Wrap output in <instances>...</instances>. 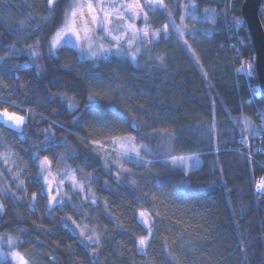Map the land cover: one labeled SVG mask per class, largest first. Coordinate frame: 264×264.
<instances>
[{"label": "trees", "instance_id": "trees-1", "mask_svg": "<svg viewBox=\"0 0 264 264\" xmlns=\"http://www.w3.org/2000/svg\"><path fill=\"white\" fill-rule=\"evenodd\" d=\"M69 1L55 0L50 8L47 0H0V110L27 116L21 132L0 123V155L9 160L0 168V236L18 238L15 249L34 257L31 264H264V196L254 192L264 156L253 151L255 135L264 130L257 111L264 109V97L241 15L243 0H191L197 10L213 11L210 30L196 41L187 38L188 45L161 37L139 64L114 55L82 60L69 47L50 54V38ZM184 1L164 0V8L149 11L147 22L157 29L169 18L178 20ZM259 18L264 29V0ZM235 37L242 60L252 65L248 77L257 104L233 48ZM37 41L40 56L33 58ZM89 82L117 92L98 100L119 114L109 113V127L115 123L118 134L136 135L135 123L140 142L153 152L167 136L175 148L171 155L196 154L198 167L185 175L179 168L128 164L136 186L126 176L115 183L97 147L89 151L93 146L84 142L104 139L96 136L99 129L85 109ZM69 97L82 120L74 121L68 111ZM243 117L259 128L240 151ZM33 152L40 159L55 156L52 167H60L63 157L86 201L75 195L49 210ZM141 209L155 221L144 249L136 244L147 233L136 217ZM81 230L93 241L79 237Z\"/></svg>", "mask_w": 264, "mask_h": 264}, {"label": "snow or ice", "instance_id": "snow-or-ice-1", "mask_svg": "<svg viewBox=\"0 0 264 264\" xmlns=\"http://www.w3.org/2000/svg\"><path fill=\"white\" fill-rule=\"evenodd\" d=\"M55 0H47L49 7L51 8ZM145 7L150 8V10H155L157 8H164V0H144V4L140 3V0H133L128 4L116 3L115 0H107V2L93 3L92 0H88L86 4L84 3H73L70 6V11L64 13V18L61 25L57 28L55 33L51 36L49 41V53L54 54L56 50L62 47H69L76 50L79 54V59L88 60L91 62L99 61L107 58L110 55L122 56L125 51H127L128 56L131 60L135 62L141 52V46L147 47V44L158 43L160 38L167 40L170 38L169 35V25L165 24L162 29H157L156 31H150V26L147 23V13H144ZM185 8H191L195 10L196 4L185 5ZM85 9L87 11H85ZM144 14L143 18L145 20V26L143 28L136 27V20ZM181 22L185 20V16L181 15ZM190 19L196 21L198 18L194 14H190ZM207 22L212 21L211 16H206L204 18ZM131 23H128V21ZM117 21L121 23H116ZM237 23L239 21L237 20ZM175 28L173 22L172 25ZM100 32V36L96 37L94 34ZM178 41H182L183 45H188V40L185 39V32L180 29H176ZM128 33H131L129 36ZM192 38H195V30L188 33ZM105 38H109V42L112 44L111 47L107 46L103 41ZM137 41H139L140 46H137ZM39 41L35 46H31V56L33 58H38L40 52L38 50ZM189 45V49H190ZM195 54V53H193ZM157 59H162L157 57ZM249 69L252 68L251 64H248ZM87 79V77H85ZM89 91L85 102V109L87 114L90 115L94 125L99 129L96 132L97 137H103L104 139H91L85 140V144H90L93 148L89 151H93L95 147H100L105 149L107 156L104 158V167L107 169L109 175H114L116 177L115 183H119L121 176H126L131 178L130 183L132 186H136L137 178L136 174L131 168L125 167L126 164H131L136 168H146L151 169L154 165H163L165 168L169 169H184V174L187 175L188 171L199 165L200 161L195 156H172L171 152L175 150L174 146L169 145L167 149L164 146H159L156 152H153L148 148L147 145L140 142L139 133L137 130V125L132 123L131 128L137 132L136 135H120L119 129L116 128L115 123L112 127L108 126L107 117L109 116L110 110L103 108L98 100L102 99L104 96L111 94L115 96L117 94L116 90L104 89L98 82H89ZM69 102L67 105L68 111L73 115L74 121H79L83 119V116H75L76 112L80 111L77 103L72 102V98H68ZM7 103V101H5ZM11 106V105H10ZM111 116L115 118L118 113L111 111ZM264 124V120L261 121ZM0 123L5 126L15 127L17 130H21L25 123V116L18 114L16 111L10 112L8 108H3L0 110ZM123 123V121H121ZM247 127V124L245 125ZM171 135V134H169ZM154 138V137H150ZM49 139L46 136V140ZM47 151V148L44 149ZM114 154V159H109ZM162 157V158H160ZM33 160L39 159V176H43V184L46 186L39 189L40 193L43 194L45 191L48 196V209L51 210L55 206H63L65 197L63 193L64 181L60 180L59 185L54 187L55 177L52 173L53 162L56 161L54 156L49 159L45 155L42 159L39 158V152L32 153ZM59 165H63L64 158L61 157L57 161ZM113 166L115 171H113ZM83 169H81V172ZM50 177H53L51 180ZM72 183L73 192H83L84 187L82 184L78 183L75 178L74 173H70L67 177ZM93 179L89 175V180ZM107 183V181L105 182ZM23 181L17 185L21 187ZM257 190H264V177L256 183ZM182 190V189H181ZM37 198V193H32V199L35 201ZM70 200V198H68ZM92 204H96L93 200ZM3 206L0 205V208ZM138 224H141L144 229L147 230L145 235L138 237L136 244L139 249H144L149 245L150 239L152 237L153 228L155 227V221L152 214L146 210L141 209L138 213ZM68 220H72V216L67 217ZM73 224H76L75 220H72ZM67 227V225H65ZM79 227V225H77ZM85 228L87 225L84 226ZM79 237H84L89 242L93 241L92 236H86L85 231L81 230ZM79 237H77L79 239ZM7 240V246L10 250V256L12 260H19V264H25L24 257L14 249L17 246L18 238H13L11 235L0 236V258H3L4 264H8V257L3 252V241ZM98 242V239L97 241Z\"/></svg>", "mask_w": 264, "mask_h": 264}, {"label": "rangeland", "instance_id": "rangeland-1", "mask_svg": "<svg viewBox=\"0 0 264 264\" xmlns=\"http://www.w3.org/2000/svg\"><path fill=\"white\" fill-rule=\"evenodd\" d=\"M77 2L86 4L88 2V0H70L68 5H67L66 11H70V6L73 3H77ZM92 2L93 3H97L98 0H92ZM100 2H107V0H100ZM115 2L118 3V4L119 3H123V4L126 5V4H128L130 2H133V0H115ZM140 3L143 5L144 4V0H140ZM193 3L194 2L191 1V0H185L183 3H181V10H180V14H179L178 20L173 21L172 18H169V22L164 23L162 26L157 28V29H162L165 24L169 25L170 38L167 39L166 41H169V40H172V39H176L178 41V39H177L178 34H177L176 29H180L181 31L185 32V34H186L185 35V39L188 38L189 41H196L197 39H199V37H202L204 33H207V31L210 30V26L213 23V19H214V16H215L213 11H205V10L199 11V10H197V8H195V10H193L190 7L189 8H185L184 7L185 5H191ZM157 9H155V10H157ZM155 10H150V8L145 7L144 13H147V15H148L149 11L153 12ZM85 11H87V10L85 9ZM190 14H194L198 19L196 21H192L190 19ZM181 15L185 16V20H184L183 23L181 22V19H180ZM143 16H144V14L142 13L141 16L139 18H137V20H136V27L138 29L139 28H143L145 26V20H144ZM206 16H211L212 17V21L211 22H207L204 19ZM173 22L175 24V28L172 26ZM116 23H121V22L117 21ZM128 23H131V21L129 20ZM148 25L150 26V31H156L157 30L156 28H152L150 23H148ZM192 30H195V38H192L190 35H188V33L190 31H192ZM94 35L96 37H99L100 36V32L98 31ZM128 35L130 36L131 33H128ZM103 42L109 47L112 46V44L109 42V38H105V40ZM180 42H182V41H180ZM137 46H140L139 41H137ZM152 46H154V44H147L146 48L141 46V52H140L137 60L134 63L139 64V57L141 55L145 59L150 58V53H151L150 50H151ZM118 57L128 58V59L131 60L130 56H128V54H127V51H125V53L122 56H118ZM246 65H248L247 62H246ZM245 70H246L247 73H249L251 69L249 70L248 67H245ZM18 114H20V113H18ZM263 114H264V109H263ZM20 115H24V114H20ZM24 116H25V120H26L27 116L26 115H24ZM246 124H247V127L245 126ZM243 125H244V128L246 130V135H248L250 137L253 136L255 134V132L257 131V129L259 128L258 122L254 121V119H252L250 117H243ZM8 127H11V128H13L14 130H16L18 132L22 131V129L21 130H17L15 127H12V126H8ZM162 140L164 141L165 149H167V147L169 146V143H170L169 137L163 136ZM97 151H98V153L101 156L102 163H103V166H104V158L107 156V152L105 151V149H102L100 147H97ZM175 156H177V157H179V156H184V157L195 156L200 161V158L196 154L175 155ZM114 158H115L114 154L111 157H109L110 160L114 159ZM160 158H162V157H160ZM7 163H9V160L7 159V157H5V156L3 157V155H0V168L5 167V165ZM125 167L128 168V164H126ZM179 169H181V168H179ZM192 169H194V168H192ZM112 170L115 171V167L114 166H113ZM181 170L185 171L184 169H181ZM52 173H53V177H55L54 187L59 185V181L60 180L64 181L63 193H62V195H64V197H65L64 204L65 203H71L72 202V198L75 195L77 196V199H81V201H83V202L86 201L85 196H84V192H73L72 191V183H71V181L69 179H67L69 174L72 173V172L69 171V169L66 167L65 164L61 165L60 167H52ZM53 177H50L49 179L51 180ZM123 177L124 176H121V178H123ZM41 179H42V182H43V176H41ZM0 181H4V179L2 178L1 175H0ZM43 187L46 188V186L44 184H43ZM45 195H46L47 201H48V196H47V192L46 191H45ZM68 198H70V200ZM138 213H139V210L136 212L137 219H139ZM2 250L5 253V255L8 257V261H10L11 264H19V260H15V261L12 260V258L10 256V250H9V248L7 246V240L6 239L3 241V249ZM14 250L19 252L17 249H14ZM19 253L24 257L25 264H31L34 261L36 262V259L34 257L29 258V257H26L25 255H23L21 252H19ZM0 262H4L3 258H0Z\"/></svg>", "mask_w": 264, "mask_h": 264}, {"label": "water", "instance_id": "water-1", "mask_svg": "<svg viewBox=\"0 0 264 264\" xmlns=\"http://www.w3.org/2000/svg\"><path fill=\"white\" fill-rule=\"evenodd\" d=\"M263 0H243L241 15L254 50V69L260 94L264 97V29L259 18Z\"/></svg>", "mask_w": 264, "mask_h": 264}, {"label": "built area", "instance_id": "built-area-1", "mask_svg": "<svg viewBox=\"0 0 264 264\" xmlns=\"http://www.w3.org/2000/svg\"><path fill=\"white\" fill-rule=\"evenodd\" d=\"M234 40L236 41L235 44H234V50L235 52L240 56V59H241V68H242V71L244 72L245 76H246V79L248 81V87H249V90H250V93H251V99L252 101L256 103V99H255V96L253 94V86L249 83V79H248V74L245 70V67H247L246 65V62L244 60H242V57H241V53H240V50H239V41L240 39H237L236 37L234 38ZM257 111H258V115H259V119H260V123L261 125L263 126V129H264V124H262V120H264V115L263 113L261 112V109L259 107H257ZM238 143L240 144V148L238 150L243 151L244 148L248 147L249 144H250V141L247 137H240L238 138ZM253 151L254 153L258 154V155H263L264 156V130L263 131H260L256 134V138L254 140V144H253ZM262 177H264V175H261L259 177H257L256 181H255V184H254V192L257 196L259 197H262L264 196V190H257L256 189V183L258 180H260Z\"/></svg>", "mask_w": 264, "mask_h": 264}]
</instances>
